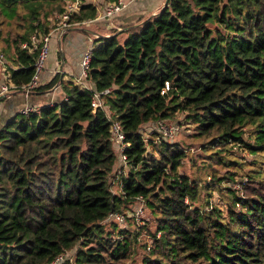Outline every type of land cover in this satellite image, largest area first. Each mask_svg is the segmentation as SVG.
Instances as JSON below:
<instances>
[{"label":"trees","instance_id":"16d2710c","mask_svg":"<svg viewBox=\"0 0 264 264\" xmlns=\"http://www.w3.org/2000/svg\"><path fill=\"white\" fill-rule=\"evenodd\" d=\"M72 1L0 0L10 64L0 83L20 89L30 81L37 59L30 37L48 33L50 18ZM95 17L96 7L79 0L68 21ZM4 23L18 30L3 36ZM123 27L92 43L84 79L92 91L55 75L30 94L58 83L62 100L19 111L0 127V264H48L60 255L57 264L71 256L74 264H126L140 250L137 264H264L263 169L240 177L243 193L230 187L221 210L208 194L202 199L198 180L178 172L185 149L141 132L181 113L204 148L244 145L264 154V0H166ZM105 89L106 110L94 109L93 92ZM110 119L126 144L119 177ZM148 145L157 158L146 155ZM138 199L154 225L128 216ZM116 212L126 215L123 225L108 219ZM142 232L150 242L137 240Z\"/></svg>","mask_w":264,"mask_h":264},{"label":"crops","instance_id":"0c3cea01","mask_svg":"<svg viewBox=\"0 0 264 264\" xmlns=\"http://www.w3.org/2000/svg\"><path fill=\"white\" fill-rule=\"evenodd\" d=\"M109 1L84 0L85 3L96 7L95 19L82 26L70 27L64 32L51 33L49 52L39 75V85L49 83L55 75H59L58 81L64 84L69 82L87 84L80 77V61L84 51L91 49L94 39L107 36L112 30L124 31L123 26L134 24L139 19L157 13L166 3V0H134L114 17L102 19L100 16L103 8ZM63 98L64 95L58 83L39 95H24L14 91L0 99V127L26 106L50 105ZM114 168L116 177H119V174L124 173L127 167L118 159Z\"/></svg>","mask_w":264,"mask_h":264},{"label":"rangeland","instance_id":"374dc122","mask_svg":"<svg viewBox=\"0 0 264 264\" xmlns=\"http://www.w3.org/2000/svg\"><path fill=\"white\" fill-rule=\"evenodd\" d=\"M55 17L50 18V28L52 29L53 23L55 21ZM52 21V22H51ZM18 28L14 25L9 26L7 23L3 24L2 35L10 31V33H14ZM3 42L0 41V52L6 56L7 59V69L9 67L8 56L6 52L2 51ZM4 52V53H3ZM6 69V68H5ZM21 111V110H20ZM18 113V112H17ZM158 120L147 123L141 129L144 137L146 139H155V137L150 136V129H154V125ZM167 125L177 126L178 129L174 131L171 136H163L161 133L156 132L160 137H163L164 141H168L169 143H177V145L186 151V156L182 160L180 167L178 168V172L181 174H186L190 179L198 180V184L203 187L201 191L202 199L209 195V201L218 206L221 210L224 209L225 203L229 201L232 191L229 188L233 187L234 189H238L236 193L241 195L243 193V189L241 190V180L240 177H245L246 173L250 169H263L261 177H264V154L253 155L247 148V146L242 145V147H237L236 145L228 146L225 150L226 152H217L218 148H204L203 140L201 137L195 136V131L193 129V125L183 114H177L175 119H166L162 120ZM250 144H254V141L249 140ZM217 153V154H215ZM146 155L149 158L156 157V152L153 150L151 145L146 147ZM215 156L214 159L211 157ZM215 158H219L221 163L217 162ZM260 167V168H258ZM213 176L219 177L220 180L218 182L211 181L210 178ZM230 177L231 179L227 178ZM115 183L112 184V190H117L116 179H113ZM232 188V189H233ZM235 192V191H234ZM144 218L139 222L136 220L137 226L142 224L147 226L154 225V219L149 211L144 210ZM148 219V220H145ZM153 228V227H152ZM138 241H144L145 243L150 242V235L148 233L142 232L139 233ZM137 241V242H138ZM140 244V242H138ZM141 245V244H140ZM138 250V249H137ZM140 250V249H139ZM75 249H73L70 254H74ZM141 251V250H140ZM138 252L140 254L141 252ZM68 254V256L70 255ZM135 254V259H131L130 261L126 260V264H137L139 261V255ZM66 256V257H68ZM68 257L69 264H74L71 262V259ZM66 263V262H64Z\"/></svg>","mask_w":264,"mask_h":264},{"label":"built area","instance_id":"2783aa9c","mask_svg":"<svg viewBox=\"0 0 264 264\" xmlns=\"http://www.w3.org/2000/svg\"><path fill=\"white\" fill-rule=\"evenodd\" d=\"M134 0H112L109 1L105 7L103 8L102 14L100 18L102 19H110L114 17L116 14L121 12L124 8L127 7V5ZM79 5V0H75L72 2H68L65 11L55 17V21L53 23L52 29L42 35L41 37H37L35 35H32L30 37V44L29 49L30 50H37V59L35 62V69L34 73L32 75V78L30 81L21 86L20 89H18L16 86L6 83V82H1L0 83V95H3L4 97L6 95H10L14 91H20L24 95H29L30 90L33 89L34 87H37L39 85V75L44 67L45 60L48 56L49 52V40H50V35L54 31H59V32H64L70 27H76V26H82L90 21H84V22H73L70 23L69 17L70 14L73 11H76L77 7ZM92 21V20H91ZM21 47H27L26 43H23ZM90 58H91V49H88L84 51L81 57L80 61V77L82 79H85L87 75V71L89 69V63H90ZM6 63H5V57L4 54L0 52V71L2 72L6 68ZM78 85L82 87H87L89 90L92 91V87L90 85H84L83 83H78ZM109 93V89H105L103 91H98V92H93L92 95V107L94 109L98 107H103V109L106 110L107 106L102 104V97L107 95ZM40 106L34 105V106H26L24 107L21 112L24 114H28L29 112H38ZM110 129H111V137L114 142V146L117 149L119 159L123 164H126V155L124 154V148L126 147V144L124 142V133L121 129L120 124L115 121L110 119ZM178 129L177 126H170L164 123L162 120H158L156 124L154 125V129H150L149 132L151 133H161L164 137L166 136H171L174 131ZM139 203L134 207L133 212H129L128 216H133L137 221L142 222L141 220L144 218V205L141 199H138ZM126 215L120 214L118 212L110 214L108 219H113L120 225L124 224V219ZM148 220V219H145ZM159 235V232L157 233ZM149 248V247H148ZM63 260V255H60L56 257L52 262L48 264H57L60 263Z\"/></svg>","mask_w":264,"mask_h":264},{"label":"water","instance_id":"95a60500","mask_svg":"<svg viewBox=\"0 0 264 264\" xmlns=\"http://www.w3.org/2000/svg\"><path fill=\"white\" fill-rule=\"evenodd\" d=\"M2 97H4V96H3V95H0V99H1Z\"/></svg>","mask_w":264,"mask_h":264}]
</instances>
